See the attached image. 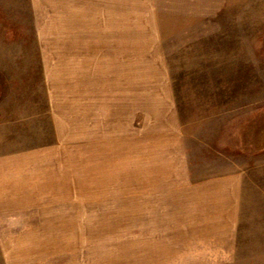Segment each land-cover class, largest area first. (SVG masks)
<instances>
[{
	"label": "crops",
	"instance_id": "1",
	"mask_svg": "<svg viewBox=\"0 0 264 264\" xmlns=\"http://www.w3.org/2000/svg\"><path fill=\"white\" fill-rule=\"evenodd\" d=\"M10 1L43 100L0 140V234L22 237L8 251L116 235L100 264H237L243 175L190 174L157 0Z\"/></svg>",
	"mask_w": 264,
	"mask_h": 264
},
{
	"label": "rangeland",
	"instance_id": "2",
	"mask_svg": "<svg viewBox=\"0 0 264 264\" xmlns=\"http://www.w3.org/2000/svg\"><path fill=\"white\" fill-rule=\"evenodd\" d=\"M13 5L0 10V140L8 138V123L32 117L43 100L36 44ZM156 6L190 174L242 172L235 263L264 264V0H157ZM9 234H0V264H100L127 237L108 235L112 243L105 245L97 236L65 237L61 252L32 261L34 252L8 251L5 240L22 238Z\"/></svg>",
	"mask_w": 264,
	"mask_h": 264
}]
</instances>
